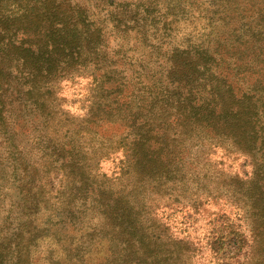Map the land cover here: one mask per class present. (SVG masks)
<instances>
[{"label":"rangeland","instance_id":"374dc122","mask_svg":"<svg viewBox=\"0 0 264 264\" xmlns=\"http://www.w3.org/2000/svg\"><path fill=\"white\" fill-rule=\"evenodd\" d=\"M0 1V19L26 8ZM105 1L87 15L112 12L115 54L95 36L65 75L5 78L0 264H245L264 230V35L252 36L264 0ZM201 10L204 27L187 20ZM174 46H189L175 61L205 67L206 85L172 72ZM223 100L240 110L232 126L211 109Z\"/></svg>","mask_w":264,"mask_h":264},{"label":"trees","instance_id":"16d2710c","mask_svg":"<svg viewBox=\"0 0 264 264\" xmlns=\"http://www.w3.org/2000/svg\"><path fill=\"white\" fill-rule=\"evenodd\" d=\"M25 1L26 8H24L23 12L15 13L12 10L10 12L6 7L5 9L9 15H6V12H1L0 92L4 91L3 85L5 83V78L10 73L15 74V79L19 83H21L23 79L27 81H36L40 77L51 81L60 77L62 72H64L65 75L69 70L78 68V65L82 64L85 51H87L94 42L93 39L95 36H97V39L101 43V48L99 50L102 52L106 49L107 52L112 53L113 50L115 51L121 48V45L113 46L112 44L113 40L119 39L120 36L118 35V29L115 25L109 26L110 24L107 19L112 15V12L108 9L105 15L102 14V20H99L101 22H96L95 19L89 18L87 15L90 7L94 9V6L87 4L89 0ZM22 6H24V4ZM3 9V3L0 1V10L3 11ZM183 9L188 12L191 9L190 4H184ZM103 10L105 9L103 8ZM201 12L203 14L199 12L198 14H194V18L189 17L187 20L191 21L196 19L195 17H198L200 18L199 24L201 27H204L209 21V14L206 10H201ZM129 18L131 17L129 16ZM202 18L204 20H202ZM11 20H17V22L10 23ZM157 21L160 24H156V22H152V24L154 26L159 25L157 30H160L163 26H161L160 20ZM257 24L262 25V27L255 29L252 36L264 35V7L260 9L257 17ZM125 27L128 29L133 26L125 22ZM4 36H9L8 41L5 44H1L2 37ZM31 37H39L40 39L38 42H33L30 40ZM103 43H105V46ZM142 43L146 46H150V42L147 40H143ZM191 47L196 54L200 55L203 53V51H199V45L192 44ZM188 48L189 46H174L171 55L172 72H177V70L181 69L182 73L179 76L185 82H195L196 85H206L209 76H211L207 74L211 73L206 71L207 69L205 67L203 69L198 68L192 74H188L183 66L175 61V57L178 55L188 56L189 52L186 50ZM252 48L261 53L263 45L253 43ZM23 51L29 52L31 57L28 58L25 54H21ZM113 54H115V52H113ZM142 54H145V52H142ZM134 55L135 54H133V56ZM187 65H189V63L186 64V66ZM120 83L126 87L131 81L127 75H123L121 76ZM210 87L211 84L208 85V88L213 95H219V91H217L216 88ZM225 91L231 93L230 89L226 88ZM218 107L222 115L229 113V116L226 117L225 120L231 122V126L235 121L240 120L238 118L240 116V110L236 109V107L227 108L223 100L220 104L218 102L213 103L211 109L214 111ZM1 113L2 109L0 108V116ZM231 137V141L237 145V142H235L237 139L236 136L232 134ZM26 177L32 178L29 179V181H31L30 184L36 181V178L31 175ZM32 193L33 191L30 192L29 190L26 197L30 196ZM252 232L253 245L249 256L251 257L252 255V257L249 261L245 262V264H264V230L257 231V227H254Z\"/></svg>","mask_w":264,"mask_h":264}]
</instances>
